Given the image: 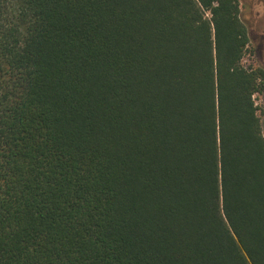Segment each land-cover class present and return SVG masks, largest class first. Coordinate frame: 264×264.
Listing matches in <instances>:
<instances>
[{"label":"trees","instance_id":"16d2710c","mask_svg":"<svg viewBox=\"0 0 264 264\" xmlns=\"http://www.w3.org/2000/svg\"><path fill=\"white\" fill-rule=\"evenodd\" d=\"M239 0H0V264H264V67Z\"/></svg>","mask_w":264,"mask_h":264},{"label":"rangeland","instance_id":"374dc122","mask_svg":"<svg viewBox=\"0 0 264 264\" xmlns=\"http://www.w3.org/2000/svg\"><path fill=\"white\" fill-rule=\"evenodd\" d=\"M241 18L249 35L248 51L244 56L246 65L264 67V0H239ZM255 101L264 132V93L257 94Z\"/></svg>","mask_w":264,"mask_h":264}]
</instances>
